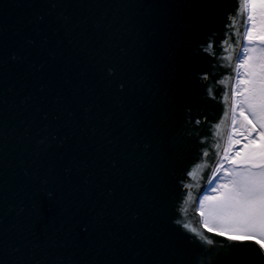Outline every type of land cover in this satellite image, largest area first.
I'll use <instances>...</instances> for the list:
<instances>
[{
  "label": "water",
  "instance_id": "1",
  "mask_svg": "<svg viewBox=\"0 0 264 264\" xmlns=\"http://www.w3.org/2000/svg\"><path fill=\"white\" fill-rule=\"evenodd\" d=\"M245 16V0H0V264H264L189 198L227 139Z\"/></svg>",
  "mask_w": 264,
  "mask_h": 264
},
{
  "label": "snow or ice",
  "instance_id": "2",
  "mask_svg": "<svg viewBox=\"0 0 264 264\" xmlns=\"http://www.w3.org/2000/svg\"><path fill=\"white\" fill-rule=\"evenodd\" d=\"M246 2L251 9L247 15L250 26L245 28L244 34V39L248 43L240 51L238 63L235 64V86L231 98L240 105L239 114L247 122L242 124L248 133L245 137L247 143H244L242 149L237 151L235 157L232 158L228 157L227 150H225L222 160L230 163L232 168L231 170L223 168V164L217 168V172L223 168L227 179L226 182L211 188L213 195H205L203 200H200L198 195L194 198L189 195V198L194 199L199 207L203 226L209 232L216 230L219 224H227L229 226L227 230L238 232L240 236L252 238L259 236L260 240L257 242L264 248V47L257 50L250 46L257 42L264 45V0H246ZM258 4L260 8L259 33L254 35L257 30L256 9ZM257 51L259 55L253 56L252 53ZM210 55H215V52ZM228 59L231 60L232 57L229 56ZM237 97L239 99H236ZM228 98L226 95L225 99ZM245 108L253 119L245 116ZM232 123H236L235 105H233ZM252 133H256L254 138ZM256 139L260 140L258 148L255 147ZM236 143L240 141L237 140ZM190 175L194 174L190 173ZM211 183L209 181L202 191H208ZM185 227L189 226L185 225ZM191 231L198 233L196 228H191ZM219 234L224 235L225 230H220ZM201 236L203 233L197 234V238ZM240 236L231 238L239 239Z\"/></svg>",
  "mask_w": 264,
  "mask_h": 264
},
{
  "label": "rangeland",
  "instance_id": "3",
  "mask_svg": "<svg viewBox=\"0 0 264 264\" xmlns=\"http://www.w3.org/2000/svg\"><path fill=\"white\" fill-rule=\"evenodd\" d=\"M245 5H246V10H247V13H246V19H247L248 12L251 9H250V5L246 2V0H245ZM256 16H257V30H256V32H254V35H257L259 33V24H260L259 4H258L257 9H256ZM247 26H250L248 21L246 23V27ZM247 43L248 42L244 39L242 48L245 45H247ZM250 46L256 48L257 50H259L261 47H264V45H261L258 42L253 44V45H250ZM242 48H241V50H242ZM252 55L253 56L259 55V51L253 52ZM236 63H238V60ZM241 72H243V70H241ZM233 83L235 85V78H234ZM236 99H239V98L237 97ZM234 104H235L236 123L235 124L232 123V121H233V117H232L230 131H229V135L227 136L228 138L226 139L227 144H226V148H225V150H227V154H228L229 158L235 157V153L242 149L244 143H247V140L245 139V137H247V135H248L245 128L242 127V124H246L247 122H244V118L242 116H240V114H239L240 105L236 104V100H234ZM245 116H248L249 119H253V117L251 116V114L249 113L247 108H245ZM233 129H235V131ZM255 136H256V133H252V137L254 138ZM237 140H239L240 143H236ZM259 146H260V140L256 139L255 147L258 148ZM224 155H225V153H224ZM224 155L222 157H224ZM221 164H223V168H227L229 170H231V168H232V165L230 163H228L226 160H222V158L219 159L217 166L215 167L214 173L212 174V176L209 180L212 183L208 187V191H206L202 195L201 200H203V197L205 195H213L214 194V193H212L211 188L216 187V185L219 183L226 182L227 177H226L225 172L223 171V168L219 172L216 171L217 168H219ZM214 177H215V179H214ZM206 206H207V202H206ZM198 210H199V208H198ZM201 222H203V218H201ZM228 228H229V226L227 224H219L216 226V230H214V231L219 233L220 230H225L224 235L228 236V237L240 236V234L238 232L229 231V230H227ZM244 238H245L244 236H240L239 239H244ZM257 238L260 240L259 236H257Z\"/></svg>",
  "mask_w": 264,
  "mask_h": 264
},
{
  "label": "bare ground",
  "instance_id": "4",
  "mask_svg": "<svg viewBox=\"0 0 264 264\" xmlns=\"http://www.w3.org/2000/svg\"><path fill=\"white\" fill-rule=\"evenodd\" d=\"M233 105H235V104H234V101H233ZM233 105H232V114H231V118L233 117ZM244 122H246V121H244ZM228 131H229V126L227 125L226 137H227V132H228ZM226 144H227V142H226V138H225V139H224V142H223V146H222L221 151H220V153H219L218 159L222 158V156L224 155V153H225V148H226Z\"/></svg>",
  "mask_w": 264,
  "mask_h": 264
}]
</instances>
